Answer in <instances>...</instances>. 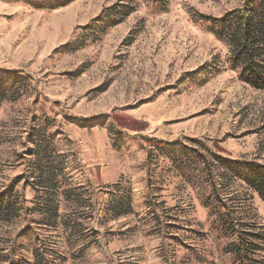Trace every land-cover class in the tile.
Segmentation results:
<instances>
[{
  "label": "rangeland",
  "instance_id": "1",
  "mask_svg": "<svg viewBox=\"0 0 264 264\" xmlns=\"http://www.w3.org/2000/svg\"><path fill=\"white\" fill-rule=\"evenodd\" d=\"M159 1L0 0V75L19 73L28 85L0 108V192L29 175L27 137L38 124L66 156L67 188L98 209L107 190L117 196L118 184L130 189L133 210L111 219L80 208L73 218L84 230L69 242L61 227L46 230L22 211L0 224V257L27 259L39 242L64 257L62 264H264V244L252 263L228 252L238 235L210 230L199 189L169 172L145 141H178L211 161L264 164V91L225 69L227 49L200 19L218 18L244 0ZM128 3L136 10L99 34L97 19ZM213 174L241 222L264 232V203L242 181ZM60 208L71 213L76 206L60 198Z\"/></svg>",
  "mask_w": 264,
  "mask_h": 264
},
{
  "label": "trees",
  "instance_id": "2",
  "mask_svg": "<svg viewBox=\"0 0 264 264\" xmlns=\"http://www.w3.org/2000/svg\"><path fill=\"white\" fill-rule=\"evenodd\" d=\"M68 0H62L65 3ZM155 4L160 3L154 0ZM136 10L135 5L117 4L101 16L95 27L99 34H105L108 29L120 24L127 16ZM103 17V18H102ZM203 23L207 24L210 34L226 49V70L233 71L237 79L254 90L264 91V0H244L237 8L223 13L220 17L201 16ZM213 72L221 69L212 66ZM204 70V69H203ZM28 89L27 78L19 73H4L0 75V108L4 103L18 100ZM104 88L100 89L103 90ZM113 121L118 120L112 116ZM120 122V121H119ZM123 128V124L117 123ZM45 128L34 125L28 133L27 141L31 148L27 151L30 156L29 175L14 177L7 187L0 192V224H10L16 221L24 211L27 218L37 215L39 220L33 221L37 225L51 230L62 228L69 237L81 234L84 227L76 218L80 208H88L91 214L99 211V215L116 219L132 214L130 189L119 188L117 196L107 192L108 199L104 205L96 209L92 203L82 199L78 189L67 188L64 171L66 169V156L58 153L53 143V137L45 135ZM132 131H141L132 129ZM147 143L169 165L168 171L180 178L184 184L192 189H199V198L202 207L208 210L207 218L212 220L210 230L217 231L224 237L238 235L230 250L238 260H249L255 251H261L260 244H264V232L256 226L245 225L237 210L229 205L219 194L214 171L217 172L221 182L229 183L240 180L246 189L264 203V164L251 161L227 160L213 156V161L196 147H188L180 142L164 143L156 139H146ZM118 146L113 145V149ZM151 151V152H152ZM151 156L147 165L152 166ZM151 172H148V175ZM24 180L20 189L18 184ZM108 188V187H107ZM27 189L33 192L29 200L25 196ZM60 198L65 204L76 206L71 213H65L60 208ZM27 203L32 206L29 207ZM81 214L80 216H83ZM253 229V232L249 230ZM69 236V237H68ZM258 242V243H255ZM39 245V242H37ZM32 250V259L14 261L9 256H1L0 262L7 264H62L65 258L53 251H49L40 244ZM79 251V253H81ZM52 257L50 260L49 257ZM251 259L249 260V262ZM252 263V261H251Z\"/></svg>",
  "mask_w": 264,
  "mask_h": 264
},
{
  "label": "crops",
  "instance_id": "3",
  "mask_svg": "<svg viewBox=\"0 0 264 264\" xmlns=\"http://www.w3.org/2000/svg\"><path fill=\"white\" fill-rule=\"evenodd\" d=\"M36 220H39V217H37V219ZM37 226H39V225H37ZM42 227V226H41ZM46 230H51V229H48V228H45ZM31 259H32V254H31V252H30V254L27 256V259L26 260H28V261H31Z\"/></svg>",
  "mask_w": 264,
  "mask_h": 264
}]
</instances>
